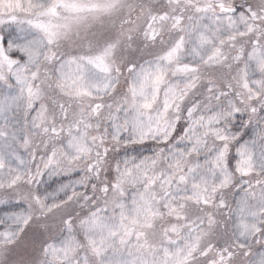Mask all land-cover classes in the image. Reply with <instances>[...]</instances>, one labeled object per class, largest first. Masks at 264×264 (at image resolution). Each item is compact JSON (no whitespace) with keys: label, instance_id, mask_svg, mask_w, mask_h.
<instances>
[{"label":"snow or ice","instance_id":"snow-or-ice-1","mask_svg":"<svg viewBox=\"0 0 264 264\" xmlns=\"http://www.w3.org/2000/svg\"><path fill=\"white\" fill-rule=\"evenodd\" d=\"M0 264H264V0H0Z\"/></svg>","mask_w":264,"mask_h":264}]
</instances>
